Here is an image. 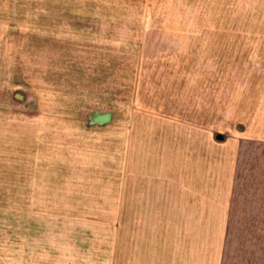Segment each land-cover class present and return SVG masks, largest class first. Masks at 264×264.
<instances>
[{"label": "rangeland", "instance_id": "obj_1", "mask_svg": "<svg viewBox=\"0 0 264 264\" xmlns=\"http://www.w3.org/2000/svg\"><path fill=\"white\" fill-rule=\"evenodd\" d=\"M66 11L42 43L31 6L13 108L63 249L116 258L123 227L200 226L221 264H264L263 233L212 232L249 219L229 201L228 153L264 133V0H77L72 23Z\"/></svg>", "mask_w": 264, "mask_h": 264}, {"label": "crops", "instance_id": "obj_2", "mask_svg": "<svg viewBox=\"0 0 264 264\" xmlns=\"http://www.w3.org/2000/svg\"><path fill=\"white\" fill-rule=\"evenodd\" d=\"M76 4L77 0H0V264H221V242L207 247L200 236L205 228L200 226L123 227L116 258L101 259L87 256L88 251L81 252L73 242L63 249L61 225H47L45 206L37 204L40 198L30 189L45 184L36 178L45 167L31 160L30 131L13 128L14 90L29 84L31 6L38 12L37 40L43 43L54 35H47L45 27L61 25V11L68 10L70 23L76 21ZM47 9L53 17H46ZM240 144L228 153L229 201L246 210L249 219L245 225L214 226L212 232L264 234V133L247 136ZM49 213L55 219L56 214ZM186 233L197 234V241L195 236L192 241H176L180 237L175 234Z\"/></svg>", "mask_w": 264, "mask_h": 264}, {"label": "water", "instance_id": "obj_3", "mask_svg": "<svg viewBox=\"0 0 264 264\" xmlns=\"http://www.w3.org/2000/svg\"><path fill=\"white\" fill-rule=\"evenodd\" d=\"M216 138H218V139L221 138V135L220 134L216 135Z\"/></svg>", "mask_w": 264, "mask_h": 264}]
</instances>
